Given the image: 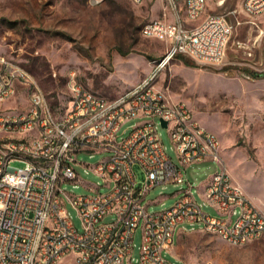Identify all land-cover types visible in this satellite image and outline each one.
Returning a JSON list of instances; mask_svg holds the SVG:
<instances>
[{
    "label": "built area",
    "instance_id": "obj_1",
    "mask_svg": "<svg viewBox=\"0 0 264 264\" xmlns=\"http://www.w3.org/2000/svg\"><path fill=\"white\" fill-rule=\"evenodd\" d=\"M164 3L172 21L147 22L141 34L165 42V56L114 97L86 88L72 74L65 104L53 107L35 75L0 55V264H60L67 258L74 264H176L168 256L182 231L207 232L235 246L264 234V208L223 166L217 135L197 122L185 102L169 101L154 83L179 55L220 62L233 27L219 14L189 25L187 18H199L206 0ZM243 10L263 14L264 0H244ZM246 55L252 69L264 71V59L257 62L250 49ZM8 103L13 106L4 108ZM129 122L134 123L121 131ZM160 128L168 131L173 156ZM84 154L102 158L86 164ZM210 161L220 169L201 187L190 182L188 168ZM14 162L23 166L12 167ZM79 166L101 177L104 191H66L62 185L78 181ZM167 184L181 187L174 204L149 212L146 195Z\"/></svg>",
    "mask_w": 264,
    "mask_h": 264
},
{
    "label": "rangeland",
    "instance_id": "obj_2",
    "mask_svg": "<svg viewBox=\"0 0 264 264\" xmlns=\"http://www.w3.org/2000/svg\"><path fill=\"white\" fill-rule=\"evenodd\" d=\"M243 3L206 0L199 18H187L189 25L195 26L210 14L226 17L233 30L220 62L179 55L158 72L154 83L169 101L185 102L197 122L217 135L223 166L233 180L254 197L264 198V76H250V72L264 71L252 69L246 55L250 49L255 60L264 59V13L248 15ZM169 13L164 0H0V55L24 67L36 58L47 64L48 70L35 77L51 104H65L72 74L86 88L114 97L148 76L154 62L165 56L168 45L143 36L141 28L153 20L172 21ZM10 106L13 104L4 108ZM159 133L173 156L168 131L160 128ZM101 158V154L81 156L86 164ZM220 167L212 161L194 164L188 168V179L201 187ZM77 171L76 183L62 185L66 191L87 194L88 186L104 191L102 178L92 169L79 166ZM135 171L140 186L143 177L138 167ZM180 189L173 184L155 187L144 199L147 210L170 208ZM70 212L79 227L75 212ZM134 242L136 247L141 244L140 229ZM172 254L168 257L176 264H264V234L235 246L207 232L182 231ZM60 264L74 263L67 258Z\"/></svg>",
    "mask_w": 264,
    "mask_h": 264
},
{
    "label": "trees",
    "instance_id": "obj_3",
    "mask_svg": "<svg viewBox=\"0 0 264 264\" xmlns=\"http://www.w3.org/2000/svg\"><path fill=\"white\" fill-rule=\"evenodd\" d=\"M189 63V62H188ZM187 63V64H188ZM27 70H29L33 75H41L43 72L48 70V65L44 62L39 61L38 58L33 60V63L25 67ZM250 76L252 78H259L264 76L262 73L257 72H250ZM45 82V81H44ZM58 104H52L53 107H56Z\"/></svg>",
    "mask_w": 264,
    "mask_h": 264
},
{
    "label": "crops",
    "instance_id": "obj_4",
    "mask_svg": "<svg viewBox=\"0 0 264 264\" xmlns=\"http://www.w3.org/2000/svg\"><path fill=\"white\" fill-rule=\"evenodd\" d=\"M261 60H257V62H260ZM231 175V174H230ZM232 177V176H231ZM233 179V178H232ZM234 181V180H233ZM235 183L239 184L237 181H234ZM240 185V184H239ZM241 186V185H240ZM245 195L259 208V209H263L264 208V198H257L254 197L251 193H249L248 191H246L243 187H242ZM173 255V254H172Z\"/></svg>",
    "mask_w": 264,
    "mask_h": 264
},
{
    "label": "water",
    "instance_id": "obj_5",
    "mask_svg": "<svg viewBox=\"0 0 264 264\" xmlns=\"http://www.w3.org/2000/svg\"><path fill=\"white\" fill-rule=\"evenodd\" d=\"M162 124H163V126H166V122L164 121V122H162Z\"/></svg>",
    "mask_w": 264,
    "mask_h": 264
}]
</instances>
